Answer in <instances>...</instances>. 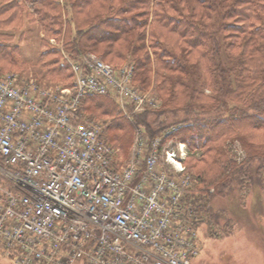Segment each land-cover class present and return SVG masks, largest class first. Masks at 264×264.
Wrapping results in <instances>:
<instances>
[{
  "label": "built area",
  "instance_id": "obj_1",
  "mask_svg": "<svg viewBox=\"0 0 264 264\" xmlns=\"http://www.w3.org/2000/svg\"><path fill=\"white\" fill-rule=\"evenodd\" d=\"M71 67L73 84L57 87L0 73V264H193L186 144L162 139L177 125L152 139L139 128L122 161L84 96L136 110L158 98L134 82L131 62L88 53Z\"/></svg>",
  "mask_w": 264,
  "mask_h": 264
},
{
  "label": "trees",
  "instance_id": "obj_2",
  "mask_svg": "<svg viewBox=\"0 0 264 264\" xmlns=\"http://www.w3.org/2000/svg\"><path fill=\"white\" fill-rule=\"evenodd\" d=\"M37 18L49 36L64 33L69 56L42 38L36 80L71 85L68 58L97 53L116 64L130 59L134 82L154 84L157 108L131 113L98 93L82 107L109 120L106 139L128 160L138 128L152 139L177 125L165 139L190 150L185 204L196 226L218 215L207 199L246 178L264 187V0H0V73L26 67L24 34Z\"/></svg>",
  "mask_w": 264,
  "mask_h": 264
},
{
  "label": "rangeland",
  "instance_id": "obj_3",
  "mask_svg": "<svg viewBox=\"0 0 264 264\" xmlns=\"http://www.w3.org/2000/svg\"><path fill=\"white\" fill-rule=\"evenodd\" d=\"M42 38L50 44L58 47L65 57L69 56L64 48V33L57 34V36H49L48 32H46L43 27L42 22L37 18L32 22L27 23V28L24 34L21 58L25 62L21 65H26V67L23 69L15 68L8 71H19L29 78L36 79L33 75L35 71L34 66H36L35 63L38 54L43 47L40 44L43 40ZM95 54L105 60L97 53ZM71 60L72 59L68 58L70 65ZM124 62L133 63L130 59H127ZM124 62H122V64ZM108 63L114 64L115 66L121 65L116 64V62ZM42 78L43 80L39 81L40 84L54 87L68 85L65 84L64 79L56 82L49 80V78L47 79V77ZM140 88L158 98V104L156 107L151 108L161 106L162 97L155 93L153 83L148 88ZM123 107L131 113L141 112L150 108L147 107L143 110H136L135 107L130 104H125ZM129 107H131L130 110H128ZM86 112L89 116L94 117L103 123V126L105 127L104 135L106 137L109 120L95 116L89 111ZM163 133L157 136L162 135L163 137ZM162 139L163 141L173 140L165 139V137ZM183 143L186 144V142ZM235 143L237 145L233 146V152L237 153L238 160L240 161L243 158L244 150L241 148L239 142L236 141ZM186 151L188 155L190 150L187 144ZM196 153H200V151L198 150ZM118 155L122 161L128 160L121 151ZM259 175L264 181V172L259 173ZM207 200V203L209 204L208 206H212V212L218 215L213 222L210 219V221H208L209 224L205 221L197 225L199 226L201 237V251L199 256L194 259L193 264H264V187H262L257 181H250L249 178H246V183L244 185L237 184L227 195H215ZM4 264L10 263L7 261Z\"/></svg>",
  "mask_w": 264,
  "mask_h": 264
}]
</instances>
